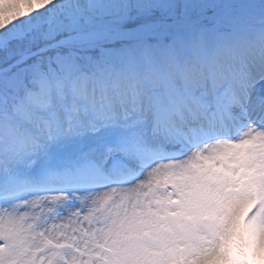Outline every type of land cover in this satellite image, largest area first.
Segmentation results:
<instances>
[{"label":"snow or ice","instance_id":"1","mask_svg":"<svg viewBox=\"0 0 264 264\" xmlns=\"http://www.w3.org/2000/svg\"><path fill=\"white\" fill-rule=\"evenodd\" d=\"M0 264H264V0H0Z\"/></svg>","mask_w":264,"mask_h":264}]
</instances>
